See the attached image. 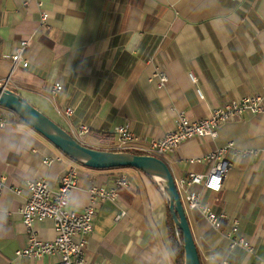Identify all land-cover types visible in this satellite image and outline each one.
<instances>
[{"label": "crops", "instance_id": "crops-1", "mask_svg": "<svg viewBox=\"0 0 264 264\" xmlns=\"http://www.w3.org/2000/svg\"><path fill=\"white\" fill-rule=\"evenodd\" d=\"M43 13L49 17L44 25ZM24 41L29 42V66L13 72L6 56ZM131 59L136 60L133 65ZM158 70L168 77L163 87L155 76ZM7 83L66 130L88 126L89 133L78 139L84 145L114 150L116 127L130 125L139 145L145 146L149 138L172 131L180 113L200 120L213 109L261 92L264 0H0V84ZM57 83L63 89L53 94ZM67 108L74 109L71 119L58 112ZM2 113L7 126L0 129V264L58 261L56 256H17L29 244L21 208L28 197L27 181L45 180L56 189L70 168L79 173L78 187L71 193V208L79 212L89 205L94 186L115 188L122 176L131 182L119 189V199L97 206L87 261L176 264L170 249L169 205L150 177L131 168L84 167L11 111ZM230 143L235 148L223 157L228 171L221 191L184 186L224 215L221 228L215 229L197 210L186 212L202 264H264V115L246 113L222 125L215 139L188 140L163 160L184 199L179 182L190 172L211 168L210 163L191 160ZM237 151L253 153L242 157ZM235 220L237 238L249 242L251 250L231 248ZM34 230L41 241L57 237L50 219L35 222Z\"/></svg>", "mask_w": 264, "mask_h": 264}, {"label": "built area", "instance_id": "built-area-1", "mask_svg": "<svg viewBox=\"0 0 264 264\" xmlns=\"http://www.w3.org/2000/svg\"><path fill=\"white\" fill-rule=\"evenodd\" d=\"M40 5L42 3L40 2ZM49 17L47 13L42 14V25L46 24ZM29 46L28 41L21 43L19 50L13 55L6 56L13 62V72L17 67L27 68L29 62L26 59V50ZM160 79V87H163L167 80L165 71L158 70L156 75ZM190 78L193 83H197V78L191 73ZM9 87L8 83L6 84ZM62 86L57 83L53 89V94L62 90ZM199 97L204 100L205 95L202 89H198ZM3 110L0 108V129L7 126V121L3 116ZM60 114L71 119L74 115V109L67 108L64 111L59 110ZM246 113H251L257 118L264 115V85L261 92L256 95L233 100L222 108L213 109L210 116L200 120L189 119L184 113L177 115L175 127L162 138L151 137L145 146L139 145L140 138L135 135L130 125H119L116 127L115 136L117 146L115 151H140L146 155H151L164 159L169 153L174 152L184 142L197 137H210L215 139L218 136L220 127L226 123L235 122L242 119ZM77 140L89 133L90 129L86 125L79 127L70 126L67 130ZM151 136V135H150ZM146 140V139H145ZM79 141V140H78ZM230 148H235L233 143L226 147L217 149L202 159L191 160L192 164L200 161L211 164V168L201 174L194 172L188 173V176L179 183L185 193L183 199L185 209L197 210L203 214L207 221L215 228H221V218L224 215H218L213 209L203 201L201 195L194 191L184 189L196 185L203 186L209 191L219 192L222 190L223 181L228 171V163L223 160L225 154ZM252 151H246L237 154L246 157ZM51 161L45 160V163ZM79 173L76 168H70L65 171L61 177L60 184L56 189H52L45 180H29L25 183L24 189L28 197L21 208L22 221L29 233V244L25 249L17 252L18 257L41 259L43 257L56 256L58 261L54 264H97L94 261H87L86 246L87 238L93 233L97 216V206L107 200L119 199V189L129 188L130 179L122 176L117 180L116 187L107 189L101 186H94L90 189V203L82 211H76L71 208V193L78 187ZM178 184V183H177ZM4 189L3 181L0 180V198ZM21 192L20 190L18 191ZM50 219L54 223V230L57 237L54 241H41L38 239L34 223ZM239 222L234 221L232 232L231 248L241 246L251 250L252 247L245 239L237 238Z\"/></svg>", "mask_w": 264, "mask_h": 264}, {"label": "water", "instance_id": "water-1", "mask_svg": "<svg viewBox=\"0 0 264 264\" xmlns=\"http://www.w3.org/2000/svg\"><path fill=\"white\" fill-rule=\"evenodd\" d=\"M0 106L17 115L21 121L44 136L62 153L84 167L95 170L133 168L150 177L161 189L175 226L182 232L185 264H202L177 181L164 160L151 155L100 150L84 145L20 93L2 84Z\"/></svg>", "mask_w": 264, "mask_h": 264}, {"label": "trees", "instance_id": "trees-1", "mask_svg": "<svg viewBox=\"0 0 264 264\" xmlns=\"http://www.w3.org/2000/svg\"><path fill=\"white\" fill-rule=\"evenodd\" d=\"M135 61H136L135 59H131V64L133 65ZM111 151H115V150H111ZM128 152H132V153L140 154V155H146L145 153L140 152V151H128ZM168 217H169L168 232H169L170 249H171L172 256L176 264H185V251L183 247L182 232L180 230H177L175 223L171 217L170 211L168 213ZM200 222L204 223L206 221H200ZM199 254H200V251H199ZM200 257H201V254H200Z\"/></svg>", "mask_w": 264, "mask_h": 264}, {"label": "bare ground", "instance_id": "bare-ground-1", "mask_svg": "<svg viewBox=\"0 0 264 264\" xmlns=\"http://www.w3.org/2000/svg\"><path fill=\"white\" fill-rule=\"evenodd\" d=\"M5 85H6V84H5ZM0 108H1L2 110H4V111H7V109H5V108H3V107H1V106H0ZM162 160H163V159H162Z\"/></svg>", "mask_w": 264, "mask_h": 264}, {"label": "rangeland", "instance_id": "rangeland-1", "mask_svg": "<svg viewBox=\"0 0 264 264\" xmlns=\"http://www.w3.org/2000/svg\"><path fill=\"white\" fill-rule=\"evenodd\" d=\"M131 169H133V168H131Z\"/></svg>", "mask_w": 264, "mask_h": 264}]
</instances>
